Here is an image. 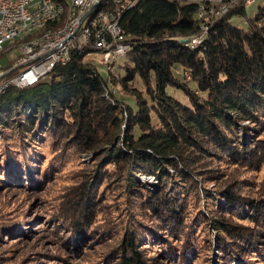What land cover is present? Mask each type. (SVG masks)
Returning <instances> with one entry per match:
<instances>
[{
    "label": "trees",
    "instance_id": "16d2710c",
    "mask_svg": "<svg viewBox=\"0 0 264 264\" xmlns=\"http://www.w3.org/2000/svg\"><path fill=\"white\" fill-rule=\"evenodd\" d=\"M201 2L219 8L138 0L119 10L130 44L123 77L76 53L45 82L0 98V180L40 189L53 161L91 157L44 218L66 253L84 257L101 241L109 247L97 264H264V189L253 192L246 176L264 166V7L248 19L239 0L201 18ZM50 144L56 159H35ZM106 193L122 210L97 227Z\"/></svg>",
    "mask_w": 264,
    "mask_h": 264
},
{
    "label": "built area",
    "instance_id": "2783aa9c",
    "mask_svg": "<svg viewBox=\"0 0 264 264\" xmlns=\"http://www.w3.org/2000/svg\"><path fill=\"white\" fill-rule=\"evenodd\" d=\"M137 1L0 0V55L11 46L18 47L16 74L9 76V70L0 68V98L11 88L26 89L45 82L76 53L87 63L113 71L130 50L119 10H129ZM238 1H211L219 8L209 10L201 2L199 17L206 12L221 17ZM254 1L245 0L246 4ZM201 42L198 37L189 45L195 48Z\"/></svg>",
    "mask_w": 264,
    "mask_h": 264
},
{
    "label": "rangeland",
    "instance_id": "374dc122",
    "mask_svg": "<svg viewBox=\"0 0 264 264\" xmlns=\"http://www.w3.org/2000/svg\"><path fill=\"white\" fill-rule=\"evenodd\" d=\"M212 1L217 2L219 0ZM263 7L264 0H257L256 3L251 5L247 4V18H254L259 9ZM231 23L240 28L247 27L246 19L242 17H232ZM17 56V46L7 48L0 55V65L3 67L12 65L17 60ZM123 62L124 58L116 63L113 70L118 77L125 75V71L119 69ZM97 68L103 75L108 73L106 67L97 66ZM44 80L46 81L47 78ZM111 89L112 94L118 98L123 97L126 100H132L120 86H114ZM51 148L50 144L38 152H34L35 159H37L38 153H43L44 156L38 160L43 161L45 157L52 162L56 157L52 158ZM10 150L12 151V148ZM15 156L22 163L24 155L11 153V159H16ZM90 160L91 157H80L76 154H69L64 159L58 158L52 162L55 171L53 170L51 179L43 184L40 189L28 188L21 184L11 183L9 180L4 182L3 180H6V178L0 180V184L4 182L0 185V264H94L95 262L97 264V261L100 260L99 257L103 256L108 250V245H103L101 241L95 242V244L92 243L84 257L79 256L76 258L65 252V246L62 245L63 242L60 243L58 240L55 230L52 229L51 225L45 224L44 221V218L49 216V212L59 210L55 205L56 203L57 206L60 205L58 202L61 200L58 194L62 191L65 192L66 188L77 184L82 179L86 173L85 170L90 167ZM246 176H248L250 184H254L250 186L253 192L264 189V166L247 173ZM140 178L150 190L158 186L154 178L145 176ZM215 185L211 184L210 189H213ZM104 187L105 182L103 183ZM119 198H121L120 195L118 197L115 195V199H112L111 195L106 193L98 199L96 206L101 205V208L98 207V211L99 209L100 211L95 219V226H101L106 220L116 215L117 208L120 209V205H122L117 201ZM57 254H60L59 260L53 258ZM60 257L65 258V263L62 262Z\"/></svg>",
    "mask_w": 264,
    "mask_h": 264
},
{
    "label": "water",
    "instance_id": "95a60500",
    "mask_svg": "<svg viewBox=\"0 0 264 264\" xmlns=\"http://www.w3.org/2000/svg\"><path fill=\"white\" fill-rule=\"evenodd\" d=\"M182 42L184 43V42H186L185 40H182ZM4 53V52H3ZM2 53V54H3ZM18 62V56H17V60L12 64V65H10V66H6V67H3V66H1L0 65V68L1 69H4V70H9L10 71V74H9V76H12V75H14V74H16V72L14 71V69H13V67H14V65L16 64ZM13 69V70H12Z\"/></svg>",
    "mask_w": 264,
    "mask_h": 264
},
{
    "label": "crops",
    "instance_id": "0c3cea01",
    "mask_svg": "<svg viewBox=\"0 0 264 264\" xmlns=\"http://www.w3.org/2000/svg\"><path fill=\"white\" fill-rule=\"evenodd\" d=\"M209 1H212V0H209ZM256 2H257V0L254 1V3H256ZM254 3H252V4H254ZM250 5H251V4H250Z\"/></svg>",
    "mask_w": 264,
    "mask_h": 264
}]
</instances>
